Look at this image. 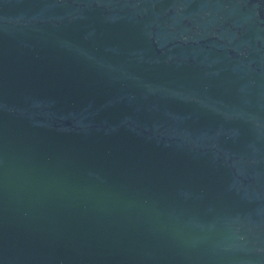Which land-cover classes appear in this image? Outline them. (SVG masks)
Here are the masks:
<instances>
[{
  "label": "water",
  "instance_id": "water-1",
  "mask_svg": "<svg viewBox=\"0 0 264 264\" xmlns=\"http://www.w3.org/2000/svg\"><path fill=\"white\" fill-rule=\"evenodd\" d=\"M0 264H264V0H0Z\"/></svg>",
  "mask_w": 264,
  "mask_h": 264
}]
</instances>
